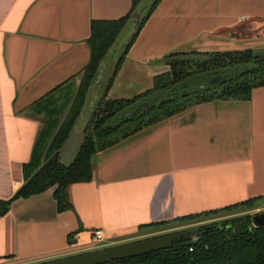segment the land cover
<instances>
[{
  "label": "crops",
  "instance_id": "1",
  "mask_svg": "<svg viewBox=\"0 0 264 264\" xmlns=\"http://www.w3.org/2000/svg\"><path fill=\"white\" fill-rule=\"evenodd\" d=\"M145 3L152 10L129 48L126 24L101 63L62 164L77 157L116 71L106 99L128 101L153 90L171 56L264 52V0H143L139 8ZM133 8V0H0V201L26 183L24 166L44 126L36 106L75 96L91 59L92 23L125 19ZM55 191L15 200L0 218V264L74 257L157 225L260 201L264 87L249 100L193 105L98 152L92 180L69 187V210H58ZM98 230L103 247L94 246Z\"/></svg>",
  "mask_w": 264,
  "mask_h": 264
},
{
  "label": "trees",
  "instance_id": "2",
  "mask_svg": "<svg viewBox=\"0 0 264 264\" xmlns=\"http://www.w3.org/2000/svg\"><path fill=\"white\" fill-rule=\"evenodd\" d=\"M142 1L133 0V12L125 19L92 23L91 37L88 40L91 59L81 75L73 98L56 99L55 96H50L36 106L38 113L43 116L44 126L35 142L31 160L24 166L26 183L12 200L0 201V218L10 211L15 200L28 199L52 187H56L58 210H69L72 208L69 187L92 180L93 159L98 152L193 105L229 99L249 100L253 89L264 87V52L171 56L166 59L170 71L154 79L153 90L128 101L106 99L116 71L85 131L77 157L69 166L62 164L60 151L80 115L100 65ZM151 10L146 14L141 26ZM241 68L246 70L206 87L213 79ZM157 97L166 98L138 110L140 106ZM244 205L184 217L174 223L192 222ZM170 224L165 223L154 228ZM198 230L199 241L196 244L181 240L175 242L169 250L110 264H264V228L255 227L252 217H239Z\"/></svg>",
  "mask_w": 264,
  "mask_h": 264
},
{
  "label": "water",
  "instance_id": "3",
  "mask_svg": "<svg viewBox=\"0 0 264 264\" xmlns=\"http://www.w3.org/2000/svg\"><path fill=\"white\" fill-rule=\"evenodd\" d=\"M150 8H151V4L145 3L142 7H140L133 13L131 19L127 23L128 24L126 30L127 37L125 40L126 46H128V44L136 36L141 26V23L145 18L146 14L148 13V11L150 10ZM116 42L114 43L112 48L116 45ZM245 70L246 68H241L238 70L230 71L227 75L223 77H218L216 79H213L208 85H206V87L215 85L225 80L226 78L235 76L239 73L244 72ZM165 98L166 97H157L153 101H150L140 106L138 110H141L146 107H150ZM252 222L255 227L264 228V214L253 216ZM199 233H200L199 230L179 232L171 235L145 239L129 244L111 247V248L90 252L74 257H69L57 261H52L49 263H43V264H110L117 261L142 257L144 255H149L150 253L158 252L161 250H169L173 247V244L175 242L181 240L185 242H190L191 244H196L199 241L198 239Z\"/></svg>",
  "mask_w": 264,
  "mask_h": 264
},
{
  "label": "rangeland",
  "instance_id": "4",
  "mask_svg": "<svg viewBox=\"0 0 264 264\" xmlns=\"http://www.w3.org/2000/svg\"><path fill=\"white\" fill-rule=\"evenodd\" d=\"M122 38H120L119 43ZM122 42V41H121ZM81 79L79 80L80 84ZM264 214V199L250 203L248 205L241 206L237 209L229 210L227 212H222L216 215H211V216H205L203 218H200L198 220L192 221V222H186V223H171L170 225L167 226H162L158 228H154L151 230H147L135 237H132L128 241L118 243L117 245L109 246V247H103L105 246L104 244H97V242L94 244L95 247H103L102 249H97L95 251L111 248V247H116L124 244H129L145 239H150V238H157V237H162L166 235H171L174 233H179V232H185V231H194L198 230L202 227H207L211 225H215L217 223H222L231 219L239 218V217H246V216H256ZM92 251V252H95Z\"/></svg>",
  "mask_w": 264,
  "mask_h": 264
},
{
  "label": "built area",
  "instance_id": "5",
  "mask_svg": "<svg viewBox=\"0 0 264 264\" xmlns=\"http://www.w3.org/2000/svg\"><path fill=\"white\" fill-rule=\"evenodd\" d=\"M97 244L101 245L105 243V234L103 231L98 230L94 233Z\"/></svg>",
  "mask_w": 264,
  "mask_h": 264
}]
</instances>
